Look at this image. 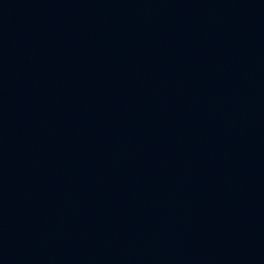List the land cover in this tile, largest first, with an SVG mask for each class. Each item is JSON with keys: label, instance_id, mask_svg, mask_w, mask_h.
Returning a JSON list of instances; mask_svg holds the SVG:
<instances>
[{"label": "water", "instance_id": "obj_1", "mask_svg": "<svg viewBox=\"0 0 264 264\" xmlns=\"http://www.w3.org/2000/svg\"><path fill=\"white\" fill-rule=\"evenodd\" d=\"M0 264H264V0H0Z\"/></svg>", "mask_w": 264, "mask_h": 264}]
</instances>
